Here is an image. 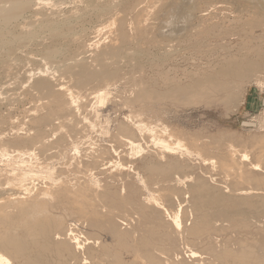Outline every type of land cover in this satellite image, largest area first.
<instances>
[{"label": "rangeland", "instance_id": "rangeland-1", "mask_svg": "<svg viewBox=\"0 0 264 264\" xmlns=\"http://www.w3.org/2000/svg\"><path fill=\"white\" fill-rule=\"evenodd\" d=\"M9 1L0 202L61 222L28 234L7 205L4 264H264V0Z\"/></svg>", "mask_w": 264, "mask_h": 264}, {"label": "bare ground", "instance_id": "bare-ground-1", "mask_svg": "<svg viewBox=\"0 0 264 264\" xmlns=\"http://www.w3.org/2000/svg\"><path fill=\"white\" fill-rule=\"evenodd\" d=\"M9 1V0H8ZM11 2V5H12V7L11 8H7L8 10H6V13L4 14V16L2 17L4 20H8V19H10L12 16H14V14L16 13V12H18L21 8H23V7H25L26 6V4L25 3H22L21 2V0H10L9 1V3ZM175 4H176V2H175ZM31 7V6H30ZM176 10V9H175ZM1 14V13H0ZM0 17H1V15H0ZM2 24V23H1ZM174 28H172V29H170V31L171 30H173ZM173 32V31H172ZM96 47V46H95ZM92 48V47H91ZM83 71H86L85 69H83ZM88 72V71H87ZM86 72V73H87ZM88 73H91V72H88ZM95 75V74H94ZM87 76H91V75H87ZM81 81V80H80ZM46 82H44V80H40V81H37L35 84L36 85H38V86H41V85H43V84H45ZM53 92L54 93H56V94H58V96H60V98H62L63 99V101L65 102V103H72V104H74L73 103V101H74V99L77 97V96H74V95H76V94H73L71 91H66L65 89H63V88H57V89H54L53 90ZM104 95V94H103ZM103 95H101V96H99L98 98H100L101 97V99H102V96ZM106 95V94H105ZM104 99V98H103ZM75 104H76V102H75ZM75 106V105H74ZM138 126V128L139 129H143V126L142 125H137ZM156 134V133H155ZM157 134H160V133H157ZM158 136V135H157ZM154 137H156V135L154 136ZM166 137L167 136H164V135H160L158 138H159V147H161L162 145H163V147L164 148H167L166 150H168V149H174V147L175 146H177L178 148L180 147V148H183L184 149V151H186V154H187V152H188V154H189V151H190V149L188 150V147L183 143V141L180 139H178L177 140V138H176V140H177V142H176V145L174 144L173 145V147H172V143L171 142H169L167 139H166ZM175 140V141H176ZM156 141V140H155ZM175 143V142H174ZM160 144H162L161 146H160ZM137 147H138V145H137ZM136 147V148H137ZM139 149H140V146H139ZM176 149V148H175ZM182 149V150H183ZM140 150H138V152H139ZM171 151V150H170ZM174 151V150H173ZM176 151H178V149L176 150ZM184 151H183V153H184ZM231 151H232V153H231ZM26 152V151H25ZM169 152V151H168ZM191 152V151H190ZM236 149H230V160H231V162H233V161H235V158H234V156H235V154H236ZM181 153V152H180ZM192 153V152H191ZM179 156V155H178ZM242 158H245V157H247V155H246V153H244V154H242V156H241ZM213 160V159H212ZM241 160V159H240ZM239 162V161H238ZM213 163V162H212ZM221 164V163H220ZM233 164V163H232ZM241 164V163H240ZM239 164V165H240ZM223 165H226V164H223ZM238 165V166H239ZM258 166L259 164H255L254 166ZM235 166V165H234ZM237 166V167H238ZM242 166V165H241ZM232 167V166H231ZM222 168H224V167H222ZM227 169V168H226ZM229 169V168H228ZM231 169V168H230ZM239 169H240V167H239ZM238 169V171H240ZM24 177H23V175H17L14 179H13V181L15 182V183H19V182H21L22 181V179H23ZM26 186V185H25ZM244 189H242L241 190V192L243 191ZM248 190V189H247ZM28 191H29V189L28 188H24L23 189V194H28ZM51 190L50 189H45V192H50ZM239 191V190H238ZM239 193V195L242 197V196H247L248 195V191L246 192V191H243L242 193ZM250 192V191H249ZM256 192V191H255ZM19 194H21V192L20 191H14V192H12L11 193V195H15L16 197L15 198H8V202H4V203H2V202H0V226H3V224L4 225H6V226H3V228L4 227H8V228H10L11 230L14 228L15 229V227H13V226H16L15 225V223H14V219H13V221H10L9 223H8V218H9V216L11 217V220H12V216L9 214V212H8V210H6V206L7 205H9V204H20L19 205V209H18V216L17 217H19V222L21 223V224H23V225H21V226H26L25 228H26V230H25V232H28V234H29V232H32V231H30V230H32L33 228H34V226L35 225H40V226H42V228L44 229V227H45V224L48 222V221H51V220H54V222H56V223H60L61 222V218H59L58 216H52V215H50L49 214V212L47 211V209H46V207L48 206L47 204V201H44V200H42V199H33V200H31V199H29V200H26V197H20V195ZM49 195V194H48ZM160 198V197H159ZM159 198H157L156 196H154L153 195V197H152V200L153 201H155V202H158V200H159ZM162 198V197H161ZM7 201V200H6ZM160 202V201H159ZM158 202V203H159ZM181 206V205H180ZM163 207V206H162ZM177 207V206H176ZM10 208H13V207H11L10 206ZM165 209V208H164ZM166 210V209H165ZM172 210V209H171ZM173 210H175V209H173ZM178 210V209H177ZM181 210V209H180ZM166 212V211H165ZM13 213V212H12ZM172 213L173 212H171L170 214L172 215ZM179 213V212H178ZM177 212H175L174 211V214H173V216H171L170 214V216L172 217V220H171V222L173 223V225L176 227V228H180L181 227V222H180V218H179V214H178ZM14 215V214H13ZM15 216V217H16ZM182 216V215H181ZM14 217V218H15ZM204 220V219H203ZM204 222H205V220H204ZM56 223H54L55 225L54 226H56ZM63 223V222H62ZM204 225V224H203ZM19 227H20V225H18ZM59 226V225H58ZM12 227V228H11ZM1 228V227H0ZM24 228V227H23ZM29 231H28V230ZM1 230H2V228H1ZM6 230V229H5ZM5 230L3 229L2 231L3 232H5ZM7 231V230H6ZM16 230H14L13 232H15ZM70 231V230H69ZM68 231V232H69ZM8 232H10V231H8ZM12 233V232H11ZM10 233V234H11ZM74 233V232H73ZM13 234V233H12ZM11 234V235H12ZM5 234H3L2 233V235H1V233H0V245H2L1 243H6V242H9L8 240H7V238L5 239V236H7V235H5ZM10 235V236H11ZM71 235V234H70ZM8 236H9V234H8ZM7 236V237H8ZM13 236V235H12ZM77 236V234L76 235H73V241H71L70 242V245H68V246H72L73 244H75L76 246H78L79 245V242H78V237H76ZM79 236V235H78ZM81 236V235H80ZM83 236V235H82ZM12 238V237H11ZM13 238H15V237H13ZM17 238V237H16ZM16 238L13 240L14 242H15V240H16ZM69 238V237H68ZM12 240V239H11ZM13 241H12V243H13ZM79 241H80V239H79ZM11 242V241H10ZM69 242V241H68ZM16 243H17V241H16ZM16 243H13V244H16ZM19 243V242H18ZM17 243V244H18ZM88 243V242H87ZM86 243V244H87ZM60 244V243H59ZM68 244V243H67ZM96 244V243H95ZM6 245H7V243H6ZM21 246V244H18L17 246ZM9 246H11V244L9 245ZM16 246V245H15ZM64 246V245H63ZM14 247V246H13ZM74 247V246H73ZM2 248V247H1ZM0 248V249H1ZM10 248V247H9ZM19 248V247H18ZM67 248V247H66ZM14 249H16V247L14 248ZM22 250V249H21ZM3 250H0V264H4V263H9V261H10V259H9V255H8V252H6L7 253V255H6V253L4 254V252H2ZM12 251H13V249H12ZM16 251H18V249L16 250ZM20 251V250H19ZM193 251V250H192ZM13 252H15V251H13ZM18 253H20V252H18ZM192 253V254H191ZM190 254V256H195L194 254H195V252H191ZM197 254V253H196ZM176 255V254H175ZM96 258V257H95ZM95 258H93V259H95ZM176 258V257H175ZM200 258H202V257H200ZM177 260V259H176ZM86 261V260H85ZM97 261V260H96Z\"/></svg>", "mask_w": 264, "mask_h": 264}]
</instances>
